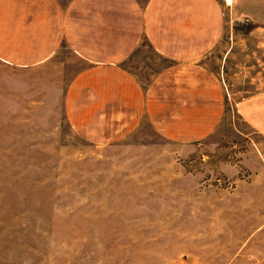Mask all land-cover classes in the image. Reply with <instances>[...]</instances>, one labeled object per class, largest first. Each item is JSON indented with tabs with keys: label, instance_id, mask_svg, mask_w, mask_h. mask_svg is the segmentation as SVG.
<instances>
[{
	"label": "rangeland",
	"instance_id": "1",
	"mask_svg": "<svg viewBox=\"0 0 264 264\" xmlns=\"http://www.w3.org/2000/svg\"><path fill=\"white\" fill-rule=\"evenodd\" d=\"M224 13L196 64L219 104L197 106L196 65L167 72L152 103L197 137L140 112L109 140L85 139L67 93L87 62L64 48L34 68L0 62V264H264V131L237 110L264 93V30ZM171 63L144 41L121 64L147 86Z\"/></svg>",
	"mask_w": 264,
	"mask_h": 264
},
{
	"label": "crops",
	"instance_id": "2",
	"mask_svg": "<svg viewBox=\"0 0 264 264\" xmlns=\"http://www.w3.org/2000/svg\"><path fill=\"white\" fill-rule=\"evenodd\" d=\"M225 10L230 11L231 22H249L264 30V0H235L230 9L223 0H70L66 5L60 0H0V62L17 70L34 68L46 65L64 48L88 63L67 93L69 120L85 139L109 140L115 128L124 127L122 119L140 112L161 132L169 123L163 111L152 110V103L163 102L161 79L208 58L222 40ZM144 41L172 62L147 86L121 64ZM196 66L193 87L203 91L197 106L219 104L207 100L218 88L214 75L203 65ZM74 87L79 88L77 94L71 92ZM237 105L249 124L264 131V93ZM186 122L192 123L178 119L167 127ZM191 127L176 132L173 139L197 137L195 124Z\"/></svg>",
	"mask_w": 264,
	"mask_h": 264
},
{
	"label": "built area",
	"instance_id": "3",
	"mask_svg": "<svg viewBox=\"0 0 264 264\" xmlns=\"http://www.w3.org/2000/svg\"><path fill=\"white\" fill-rule=\"evenodd\" d=\"M234 1L235 0H223L225 7H227L228 9L232 8V6L234 5Z\"/></svg>",
	"mask_w": 264,
	"mask_h": 264
}]
</instances>
